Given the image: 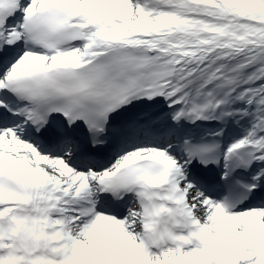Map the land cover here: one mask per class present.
Here are the masks:
<instances>
[{"label": "snow or ice", "instance_id": "obj_1", "mask_svg": "<svg viewBox=\"0 0 264 264\" xmlns=\"http://www.w3.org/2000/svg\"><path fill=\"white\" fill-rule=\"evenodd\" d=\"M0 264H264V0H0Z\"/></svg>", "mask_w": 264, "mask_h": 264}]
</instances>
